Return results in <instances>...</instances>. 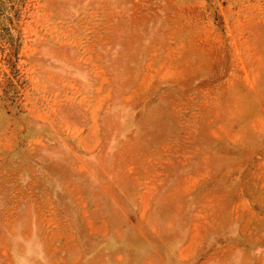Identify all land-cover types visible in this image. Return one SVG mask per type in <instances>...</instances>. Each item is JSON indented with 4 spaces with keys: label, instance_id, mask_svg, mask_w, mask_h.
Segmentation results:
<instances>
[{
    "label": "rangeland",
    "instance_id": "obj_1",
    "mask_svg": "<svg viewBox=\"0 0 264 264\" xmlns=\"http://www.w3.org/2000/svg\"><path fill=\"white\" fill-rule=\"evenodd\" d=\"M0 264H264V0H0Z\"/></svg>",
    "mask_w": 264,
    "mask_h": 264
}]
</instances>
